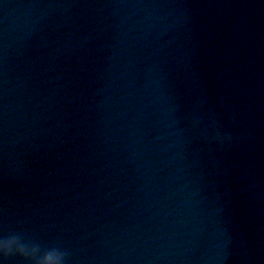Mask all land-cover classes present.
<instances>
[{
  "label": "water",
  "instance_id": "1",
  "mask_svg": "<svg viewBox=\"0 0 264 264\" xmlns=\"http://www.w3.org/2000/svg\"><path fill=\"white\" fill-rule=\"evenodd\" d=\"M5 242L264 264V0H0Z\"/></svg>",
  "mask_w": 264,
  "mask_h": 264
},
{
  "label": "clouds",
  "instance_id": "2",
  "mask_svg": "<svg viewBox=\"0 0 264 264\" xmlns=\"http://www.w3.org/2000/svg\"><path fill=\"white\" fill-rule=\"evenodd\" d=\"M10 251V245L7 242L0 244V256H3L4 262L7 261L10 255ZM37 264H63V261L58 257L48 255L44 258L37 260Z\"/></svg>",
  "mask_w": 264,
  "mask_h": 264
}]
</instances>
